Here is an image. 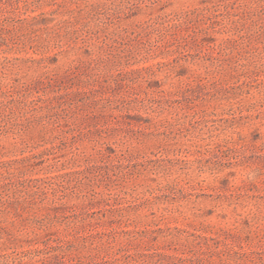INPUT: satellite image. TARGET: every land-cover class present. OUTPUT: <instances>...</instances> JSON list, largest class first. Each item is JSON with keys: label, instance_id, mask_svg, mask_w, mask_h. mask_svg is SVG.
Here are the masks:
<instances>
[{"label": "rangeland", "instance_id": "1", "mask_svg": "<svg viewBox=\"0 0 264 264\" xmlns=\"http://www.w3.org/2000/svg\"><path fill=\"white\" fill-rule=\"evenodd\" d=\"M0 264H264V0H0Z\"/></svg>", "mask_w": 264, "mask_h": 264}]
</instances>
